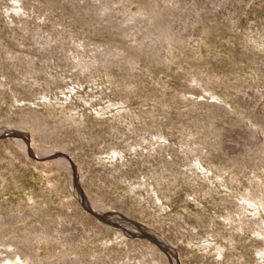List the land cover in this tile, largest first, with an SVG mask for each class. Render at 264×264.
Masks as SVG:
<instances>
[{"label": "rangeland", "instance_id": "rangeland-1", "mask_svg": "<svg viewBox=\"0 0 264 264\" xmlns=\"http://www.w3.org/2000/svg\"><path fill=\"white\" fill-rule=\"evenodd\" d=\"M0 264H264V0H0Z\"/></svg>", "mask_w": 264, "mask_h": 264}, {"label": "bare ground", "instance_id": "bare-ground-1", "mask_svg": "<svg viewBox=\"0 0 264 264\" xmlns=\"http://www.w3.org/2000/svg\"><path fill=\"white\" fill-rule=\"evenodd\" d=\"M58 160H59V159H58ZM58 160H57V161H58ZM57 161H56V162H57ZM65 164H66V162H65ZM158 243H159V242H158ZM159 245H160V243H159ZM160 246H163V247H165V246H164V245H162V244H161Z\"/></svg>", "mask_w": 264, "mask_h": 264}, {"label": "water", "instance_id": "water-1", "mask_svg": "<svg viewBox=\"0 0 264 264\" xmlns=\"http://www.w3.org/2000/svg\"><path fill=\"white\" fill-rule=\"evenodd\" d=\"M19 137H21V138H25V137H23L22 135H18Z\"/></svg>", "mask_w": 264, "mask_h": 264}]
</instances>
